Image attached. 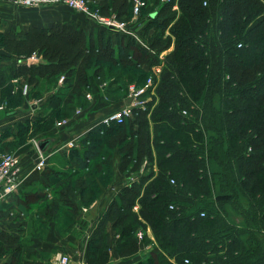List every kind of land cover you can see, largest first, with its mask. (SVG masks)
Instances as JSON below:
<instances>
[{
  "label": "trees",
  "instance_id": "16d2710c",
  "mask_svg": "<svg viewBox=\"0 0 264 264\" xmlns=\"http://www.w3.org/2000/svg\"><path fill=\"white\" fill-rule=\"evenodd\" d=\"M144 1L137 23L146 21L142 36L151 55L111 30L85 33L61 23L29 28L22 40L0 41L8 53L44 61L12 71L25 86L63 77L66 113L89 91L96 99L113 93L100 84L106 71L140 73L130 83L141 87L148 69L162 64L155 101L118 124L94 126L82 150L70 151L78 173H63L40 213L50 221L58 207L77 214L88 197L97 199L99 184L111 182L117 152L121 174L136 173L144 161L146 171L107 206L88 242L86 264H108L111 247L118 258L135 255V233L146 228L153 247L136 264H264V0ZM97 9L129 22L132 0H102ZM40 179L48 188L47 179ZM108 225L115 234L111 245ZM19 243L0 231V257ZM20 251L19 245L5 264H34L17 261Z\"/></svg>",
  "mask_w": 264,
  "mask_h": 264
},
{
  "label": "crops",
  "instance_id": "0c3cea01",
  "mask_svg": "<svg viewBox=\"0 0 264 264\" xmlns=\"http://www.w3.org/2000/svg\"><path fill=\"white\" fill-rule=\"evenodd\" d=\"M89 1L99 5L102 0ZM137 20L138 18L132 24H128L129 28L126 30L118 32L112 31V33L114 32L124 36L126 40H133L135 46L140 51L151 55L152 52L147 47L145 37L142 36L146 21L137 23ZM55 23L73 25L83 30L85 33H89L91 30H96L97 28L103 30L101 26L91 19L73 12L66 6L51 5L40 8H23L16 5L13 0H0V41L1 39L22 40L29 28H49ZM115 43V40L112 39V44L114 45ZM170 50H168V52ZM166 53L167 52H163L160 57L163 58ZM39 63H44V61L37 59L35 56L22 59L12 53L4 51L0 45V153H11L20 159L19 171L15 176V189L11 194H7L0 199V231L18 237L19 240H21L20 235L25 234L23 227L25 220L32 213L23 203V198L27 193L26 190H35L39 187L47 192V187H41L39 183L40 178L47 179L48 186L52 187L59 182L62 177L60 169L52 168V161L49 164L47 162L48 165L46 164V167L42 168L43 170H36L35 167L39 153L37 143L40 140L50 139L51 142L48 144L46 152H44L47 158L46 161L57 158L58 156H63L69 162L68 167H66L64 171L68 170L69 172L67 173H70V175L76 174L78 173V164L75 158H71L70 151L72 149L81 151V142L89 131L94 126L100 124L104 117L119 111L126 105L123 103L121 107H114L108 112L105 110L94 111V113H91L92 115H88V117L83 120L84 122L78 123V125L72 127L70 126L64 132H59V128L52 126V122L45 128H42L44 123L48 120V117L52 115L50 113L51 110L46 112L47 106L43 107V105L47 104L56 94L54 91L59 89L57 85L59 83V77H53L48 80L40 79L38 86L33 88L25 86L19 77H13L12 75V71L19 65ZM7 74L9 77H7ZM2 77H4V80H2ZM62 86L66 91V86ZM103 86L106 88V85ZM66 94L58 96L60 100L58 103V111L60 114L63 112L66 113V107L65 104H63L66 99ZM40 102H42V104ZM42 109L45 110L43 111ZM64 120H67V125L72 124V116L68 118L65 117ZM57 132L60 134H57ZM69 142H73L76 147L72 149L69 148ZM110 164L112 168L110 184L106 187L99 184L100 194L96 199V204L93 205L92 208L88 209L87 207H82L81 216L87 217L91 210L95 213L93 217L96 223L92 226L87 238L79 240V242L76 236L73 235L67 234L60 238L56 235V230L52 228V230H49V237L47 240L39 242L38 245L34 242L31 246L35 254L32 259L23 258L21 255L22 251H20L17 261L26 259L34 264H54L56 255L63 253L69 255L74 262L86 264L85 253L88 242L107 206L122 187L137 181L146 171V161H144L136 173L128 175L121 174L118 170L119 155L117 152L114 153ZM31 175H33V178L30 180ZM51 199L52 197L46 195L43 199L44 202L41 203H46L51 201ZM40 216L41 214L39 213V217ZM147 230H149V232L146 237L150 242L148 245H145L143 242L139 245L138 253L125 258L128 259V261L131 260L130 264L145 261L149 256L153 247V236L150 229L147 228ZM107 233L108 243L110 244L114 233L111 225L107 226ZM74 244H78L76 248L72 247ZM18 246L19 245L15 247L7 246L5 249L9 251L7 248L16 249ZM12 252L13 251L1 256L0 264L10 262L12 259ZM109 253L110 258L111 256L112 258L110 259L111 262L109 261L108 264H117L116 260L122 259L116 256L115 250L112 247L109 249Z\"/></svg>",
  "mask_w": 264,
  "mask_h": 264
},
{
  "label": "rangeland",
  "instance_id": "374dc122",
  "mask_svg": "<svg viewBox=\"0 0 264 264\" xmlns=\"http://www.w3.org/2000/svg\"><path fill=\"white\" fill-rule=\"evenodd\" d=\"M208 4H209V1L207 2V6H208ZM88 5H89L90 11L92 13L93 12L95 13V11L97 10L96 3L90 2V3H88ZM151 9L156 10V7L153 8L150 5L148 10H151ZM177 10H178V7L175 10L177 13L176 18L181 16V14L179 13V10L178 11ZM166 52H168V51H166ZM148 71H149V73H148ZM148 71L146 73H148L149 76L146 79L145 84L147 83V81L150 78V79H152V86L153 85L154 86L152 89L151 88L149 89V92L143 98L149 102L152 99V101L154 102L155 99L157 98L156 97L157 91L155 88L157 87V84L160 82V73L154 72V74H153L151 69H148ZM139 75H140V73L133 72L131 69H124L123 70L120 67L114 68V70L111 72L106 71L104 73V75L101 77L100 84L106 85L108 92H113V93L109 94V97L107 95H104V96L101 95V97H99V99H96L93 96L94 95L93 91H89L90 93L88 92L87 94L90 95V97H91L90 99H85V100L82 99L81 101L79 100L77 103H74L73 105L70 106L71 109L67 113L63 112L61 114H58V116H56L57 114L55 113L54 109H55V106L58 105V103L60 102L58 96L61 94L68 93L67 89H66V91H65V89H63V86H62V85H64L63 80H61V77H59V81H58L59 83L57 84L59 86V89L55 90L54 92L56 94L53 96V98L50 101H48L47 104L43 105V107L47 106L46 112L51 110L50 113L52 115H50L48 117V120L44 123L42 128H45L46 126H48L50 123V119L53 118V122H52L53 125L52 126L59 128L58 129L59 132H64L70 126L72 127L74 125H78V123L84 122L83 120L86 117H88V115H90L91 113H94V111L96 112L98 110H101V111L105 110L106 112H108L110 109H112L114 107H119V106L121 107L123 105V103L128 105V100H127L129 97L128 86L130 84H134V83H130V82L137 80ZM7 77H9L8 74H7ZM40 103L42 104V102H40ZM168 109H170V107H168ZM181 111H182L183 116H187V117L191 116V114L187 110L182 109ZM71 116H72V124L67 125V120H64V118L65 117L68 118ZM55 127H53V128H55ZM59 132H57V134H60ZM51 161L53 163L52 168H56V169L58 168V170L60 169L61 175H63V173L69 172L68 170L64 171V169L66 167H68V165H69V162L67 161V159L65 157L58 156L57 158H53L52 160L49 159L45 162L43 168L46 167L47 162L49 164ZM55 173H58V172H55ZM39 183H40L41 187H43V185H42L43 183H42L41 179L39 180ZM38 188H36L37 190L36 189L35 190H32V189L26 190L27 193H26V197H25V199H26L25 206L28 210L32 211V213L25 220V224L23 226L25 234L20 235L21 240H20L19 245H20V250L22 251L21 255L23 256V258H28V259H30V258L32 259V257L35 256L34 252L32 251L31 246L34 244V242L37 243V245H38L39 242H44L45 240H47L49 237V230L50 229L52 230V228H54L56 230V233H57L56 235H58V237H60V238L66 236L67 234L76 236L77 241L79 242V240L87 238V236L89 235V233L91 231L92 226L94 225V223H96V220L93 217L95 213L92 212V210L90 211V214L87 215V217H84V216H81L82 209H81V211L78 210L79 213H77V214H70L69 213L70 211H68L64 206L58 207V209L55 211L56 216L50 221L46 218H43L42 215L39 217V213L40 212L42 213L44 211V208H45L44 204L46 205V203H48L50 201H48L46 203H41V202H44L43 199L46 195L53 197L52 196L53 190H52V187H50V186L48 187L49 192L43 191L44 190L43 188H39V190H38ZM93 197L94 196L88 197V199H91V200L88 203H85V204H88V206H86L88 209L92 208V206L96 204V199L94 200ZM176 205H178V204H176ZM34 208H36V209H34ZM83 215H84V213H83ZM236 221H238V220H236ZM113 235H115V234L113 233ZM149 242L150 241L148 240V242H146L145 245H148ZM76 245H78V244H76ZM76 245L74 244V245H72V247L76 248ZM106 245H108V239L106 240ZM7 250H9V251H7V253L8 252L10 253L11 251H14L16 249L7 248ZM111 258H112V256H111ZM111 258L109 257V261ZM125 258L126 257H123L122 259L116 260V263L117 264H130L131 260L128 261V259H125Z\"/></svg>",
  "mask_w": 264,
  "mask_h": 264
},
{
  "label": "built area",
  "instance_id": "2783aa9c",
  "mask_svg": "<svg viewBox=\"0 0 264 264\" xmlns=\"http://www.w3.org/2000/svg\"><path fill=\"white\" fill-rule=\"evenodd\" d=\"M164 2H169V0H163ZM13 2L21 6L23 8H40L51 5H63L72 10L75 13L81 14L88 19H91L103 29H108L111 31H122L126 30L128 24H132L139 16L140 11L145 6L144 0H132V17L129 22H125L122 20H117L114 15L111 16H101L99 14V10L97 9L95 13L91 12L89 9L88 3L89 0H13ZM204 6L206 3L204 2ZM176 5L173 7L176 10ZM238 48L241 47V44L237 45ZM162 56V54H160ZM160 59H163L160 57ZM159 65V66H158ZM154 65L151 67V70L154 74L160 73L162 69V64ZM63 80V77H61ZM154 86V85H153ZM152 79L149 78L147 83L141 87L136 86L135 84H130L128 86V105H125L119 111L110 114L102 119L101 123L105 126H110L112 123L118 124L122 122L125 118H132L133 111L136 110H144L149 101L145 100L143 97L149 92V89L153 88ZM86 99H90L89 94H85ZM69 148H75V144L73 142L68 143ZM45 153H38V160L36 163V170H41L46 162ZM20 167V159L17 156H14L11 153L1 152L0 153V199L7 194H11L15 189V176L19 171ZM171 184H174L173 180H170ZM169 209H173V206H169ZM132 211L138 212V205L136 204ZM199 216L203 218L205 216V212H200ZM149 230L147 228L144 230H138L135 233V237L138 244H142L144 241V237L147 236ZM185 264H189V261L184 260ZM54 264H79L71 260L69 255L59 253L56 255Z\"/></svg>",
  "mask_w": 264,
  "mask_h": 264
},
{
  "label": "water",
  "instance_id": "95a60500",
  "mask_svg": "<svg viewBox=\"0 0 264 264\" xmlns=\"http://www.w3.org/2000/svg\"><path fill=\"white\" fill-rule=\"evenodd\" d=\"M51 142L50 139H44V140H40L38 143H37V148H38V151L39 153H44L46 152V148L48 146V144Z\"/></svg>",
  "mask_w": 264,
  "mask_h": 264
}]
</instances>
